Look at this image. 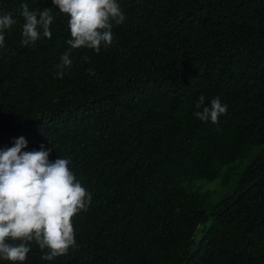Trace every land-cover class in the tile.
Returning a JSON list of instances; mask_svg holds the SVG:
<instances>
[{
	"label": "trees",
	"instance_id": "trees-1",
	"mask_svg": "<svg viewBox=\"0 0 264 264\" xmlns=\"http://www.w3.org/2000/svg\"><path fill=\"white\" fill-rule=\"evenodd\" d=\"M117 2L126 19L96 53L70 49L52 0H0L17 21L0 48V150L43 144L91 196L68 254L32 243L24 264H264V0ZM24 3L50 9L51 39L21 44ZM201 95L227 106L218 124L194 115Z\"/></svg>",
	"mask_w": 264,
	"mask_h": 264
},
{
	"label": "clouds",
	"instance_id": "clouds-1",
	"mask_svg": "<svg viewBox=\"0 0 264 264\" xmlns=\"http://www.w3.org/2000/svg\"><path fill=\"white\" fill-rule=\"evenodd\" d=\"M60 13L67 16L70 49L87 48L99 53L101 46L112 44V22L121 25L125 16L117 0H52ZM24 19L21 44H35L43 37L51 39L50 25L53 16L50 9L42 11L21 5ZM39 18V19H38ZM17 21L11 13L0 15V48L5 45V32ZM88 62V57H84ZM69 54L61 57L56 73L62 79L64 70L72 66ZM201 95L196 104L202 111L194 113L202 122L219 123L227 106L214 98L204 106ZM25 138H18L14 146L0 150V260L11 264H24L32 243L41 251V257L51 261L65 256L75 246L73 218L87 211L91 196L70 170L71 161L66 158L49 160V151L42 144L40 150L24 151Z\"/></svg>",
	"mask_w": 264,
	"mask_h": 264
}]
</instances>
